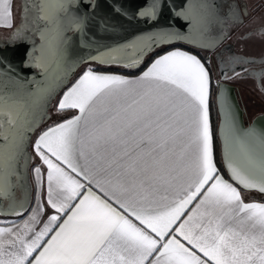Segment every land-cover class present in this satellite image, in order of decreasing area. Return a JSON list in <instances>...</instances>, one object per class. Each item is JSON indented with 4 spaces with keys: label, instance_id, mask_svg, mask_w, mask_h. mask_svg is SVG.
I'll list each match as a JSON object with an SVG mask.
<instances>
[{
    "label": "snow or ice",
    "instance_id": "obj_1",
    "mask_svg": "<svg viewBox=\"0 0 264 264\" xmlns=\"http://www.w3.org/2000/svg\"><path fill=\"white\" fill-rule=\"evenodd\" d=\"M83 2L96 7L95 0ZM80 7L81 0H25L23 18L35 13L37 44L16 25L13 0H0V28L13 29V42L31 43L25 67L40 75L24 82L0 73V199L13 200L0 214L26 211L13 199V177L19 180L20 159L27 161L37 111L68 75V33L82 37L88 20ZM209 8L202 0L174 11L187 34L141 33L87 59L134 67L172 39L212 48L227 34L207 35L214 24L224 26ZM160 9L152 0L136 15L154 21ZM228 16L235 19L232 6ZM101 28L109 30L103 22ZM209 101V72L188 51L159 55L134 78L86 68L56 105L58 113L75 114L31 145L46 167V202L54 212L41 221L45 206L38 203L20 223L0 222V264H264V203L245 202L241 193H264V131L239 127L223 100L226 178L215 159ZM33 172L39 185L41 166Z\"/></svg>",
    "mask_w": 264,
    "mask_h": 264
},
{
    "label": "water",
    "instance_id": "obj_2",
    "mask_svg": "<svg viewBox=\"0 0 264 264\" xmlns=\"http://www.w3.org/2000/svg\"><path fill=\"white\" fill-rule=\"evenodd\" d=\"M152 0H95L96 7L93 9L89 5L85 4L81 0V7L77 9L80 14H87L88 20L83 36L80 34H74L69 32L68 35L72 37L68 46V62L64 66L65 71L68 73L62 85L57 88L54 95L48 100L46 105L42 106L36 113V121L33 125V130L27 133L29 140L26 148L27 161L21 158L18 164L17 172L19 180L13 177V181L18 183V187L14 190V201L18 206L23 203L24 209L27 208L30 201V184L28 180V165L31 158L29 151V144L31 136L34 130L49 117L48 109L50 107L52 99L57 93L68 83L69 79L73 76L75 70L86 63H95L103 66H119L125 69H134L140 65L144 57L152 52L157 47L163 45H169L173 43H181L186 45H192L185 40L172 39L169 43H163L154 47L150 52L144 55L140 62L134 67H124L119 64H99L95 61H89L87 58L90 55H96L97 48L101 46H111L116 43H122L125 40L141 33H150L158 31L160 29L179 31L182 34H187L188 29L186 22L174 15V11H179L185 4L191 2L195 5H199L202 0H159L161 9L158 13V18L154 21H148L137 17L136 13ZM210 5V12H217L216 0H207ZM214 6V7H212ZM23 0H21V15L19 26H26L29 29L30 34L33 35V31L36 28L34 23L35 13L29 11L27 18H23ZM218 13V12H217ZM108 26L107 31L101 28V23ZM31 24V27L29 25ZM13 29L8 34V39H12ZM31 39H35L36 43H39L37 37L29 36ZM7 40V39H6ZM83 41V46H82ZM194 46V45H193ZM197 47V46H195ZM31 48V43L28 40H19L2 43L0 41V73L10 75L27 82L28 78H34L39 80V70L33 67H25V61L28 60V50ZM202 48V47H198ZM79 63H74L78 62ZM224 99H227L228 103L232 107V111L236 117L239 127L247 129L249 127H255L258 131H264V114L257 115L251 119V121L243 125L241 110L239 109L232 86L223 83L221 81L216 83V90L214 94V102L217 113V125L216 136L219 142V152L222 166L227 174L226 168L223 162V139L221 135V104ZM245 190V189H243ZM255 191L257 190H246ZM264 196V193H260ZM13 203L10 199H0V212L7 213L9 206ZM17 210H20L17 207ZM0 216L15 217L13 215L0 214Z\"/></svg>",
    "mask_w": 264,
    "mask_h": 264
},
{
    "label": "flooded vegetation",
    "instance_id": "obj_3",
    "mask_svg": "<svg viewBox=\"0 0 264 264\" xmlns=\"http://www.w3.org/2000/svg\"><path fill=\"white\" fill-rule=\"evenodd\" d=\"M216 2L217 12L220 17L224 18V26L221 28L219 24H214L207 35L213 37L224 31L227 34L226 38L212 48L188 46L206 58L208 66L215 71V83L221 81L232 86L237 105L241 110L243 125H246L253 117L264 114V86L261 81L264 77V47L260 46L261 48L259 47V50L252 54L243 48L249 36L264 31L263 25L259 26L255 22L258 16L264 17V0H216ZM24 3L25 0H23V5ZM230 6L233 7L235 19L228 16ZM236 13L238 16L235 15ZM19 22L20 19L16 25H19ZM11 30H8V34ZM8 34L0 36L2 43L12 42V39H8ZM25 35L33 36L29 29ZM235 57L241 58V62L237 63L235 59H230ZM241 77L252 81L251 90L254 93H261L263 98H255L247 87L243 86L240 89L231 82L232 79Z\"/></svg>",
    "mask_w": 264,
    "mask_h": 264
},
{
    "label": "trees",
    "instance_id": "obj_4",
    "mask_svg": "<svg viewBox=\"0 0 264 264\" xmlns=\"http://www.w3.org/2000/svg\"><path fill=\"white\" fill-rule=\"evenodd\" d=\"M174 47H178L181 48L185 51H188L196 56H198V58L201 59L202 63L205 64V67L207 68L208 72H209V76H210V101H209V116H210V123H211V127H212V131H213V137H214V150H215V159H216V163L217 166L220 168V171L222 174L225 175V177L227 178L226 172L222 166L221 163V159H220V152H219V142L216 136V125H217V113H216V108H215V102H214V94H215V90H216V74L214 69L210 68L208 66V63L206 61V58L198 51L193 50L192 48H190L188 45L186 44H181V43H173V44H169V45H163L160 47H157L156 49H154L152 52H150L148 55H146L143 59V61L140 63V65L134 69H125L119 66H103V65H98L95 63H90V67L93 68L94 70L97 71H109V72H116V73H120L123 75H127V76H134L139 74L147 65L148 63L157 55L171 49ZM87 64H82L81 66H79L77 68V70L75 71V73L73 74V76L69 79L68 83L57 93V95L52 99L50 107L48 109V112L51 108V105H53V110L55 108V104L56 101L59 97V95L61 94V92L68 87L73 80L82 72L83 68L86 66ZM50 113V112H49ZM72 115L71 111L66 110L65 112H62L59 117L54 118L53 114L52 117H48L51 118L50 121H48V119H46L44 122H42L33 132L31 139H30V145H31V141L33 140V137L35 136V134L40 131L41 129H44L45 127H49L57 122H60L63 119L69 118ZM48 121V122H47ZM242 191H245L243 189H241ZM251 193H256L255 191H250ZM249 199L251 200H257V201H261L264 202V196L263 195H258V194H251L249 196ZM27 211V209H26ZM26 211H24V214L26 213ZM22 216H15V217H11L14 218L15 220L20 219Z\"/></svg>",
    "mask_w": 264,
    "mask_h": 264
},
{
    "label": "crops",
    "instance_id": "obj_5",
    "mask_svg": "<svg viewBox=\"0 0 264 264\" xmlns=\"http://www.w3.org/2000/svg\"><path fill=\"white\" fill-rule=\"evenodd\" d=\"M14 1V0H13ZM8 31L9 29L8 28H0V31ZM175 49H180V50H183L181 48H178V47H174V48H171L159 55H163L164 53L168 52V51H171V50H175ZM185 51V50H184ZM159 55H157L156 57H158ZM154 57L149 63L148 65L137 75H134V76H127V75H123V74H120V73H116V72H109V71H97V72H101V73H107V74H116V75H123L125 77H128V78H134V77H137L139 76L144 70H146V68L151 64V62L156 58ZM90 67L89 65L85 66L82 70V72L73 80L72 83L75 82L76 79L79 78V76L83 73V71ZM71 83V84H72ZM71 84L68 86L70 87ZM66 87L62 92L61 94L59 95L57 101H56V104H55V108L54 110L52 111V114L54 116V118H57L59 117V115L61 113H58L56 111V105L58 104V101L60 99V97L63 95V92L67 90ZM71 111L72 115L75 114V110H69ZM71 117V116H70ZM69 117V118H70ZM58 123V122H57ZM52 126V125H51ZM50 127V126H49ZM48 127H45L44 129H41L40 131H38L35 136L33 137V140H32V143H34L35 139L37 138V136L44 130H46ZM32 145V144H31ZM30 154H31V158H30V161H29V165H28V180H29V184H30V201H29V204L27 206V211L26 213L20 218V219H17L15 220L14 218H11L9 216H0V222H6V221H14L16 223H20L23 219H26L28 214L32 211V208L35 207L38 203L39 204H43L45 206V214L41 217V221H44L47 219V216L48 215H51L53 214L54 210H52L51 208H48L47 207V202H46V198H47V178H46V167L45 166H42L41 165V162L39 161V159L37 157H35V154L33 152V149L31 147L30 149ZM36 166H41V174H42V182L38 185L37 182H36V179H35V173L33 172V168L36 167ZM241 193H242V197L243 199L245 200V202H261V201H257V200H251L249 199V196L251 194H258L260 195V193L256 192V193H251L250 191H242L241 190ZM262 195V194H261ZM264 203V202H262ZM42 223L37 225V228L39 227H42Z\"/></svg>",
    "mask_w": 264,
    "mask_h": 264
},
{
    "label": "rangeland",
    "instance_id": "obj_6",
    "mask_svg": "<svg viewBox=\"0 0 264 264\" xmlns=\"http://www.w3.org/2000/svg\"><path fill=\"white\" fill-rule=\"evenodd\" d=\"M13 14H14V17H15V23H17V21L20 19V15H21V0H14L13 1ZM256 24L258 23L259 26L263 25L264 27V17H261V16H258L256 18ZM8 34V31H0V36H3V35H6ZM264 47V31H259V32H256L255 34H253L251 37L249 36L247 38V40L245 41V44L243 45V48L245 49L246 52L248 53H253V52H256L257 50H259V47ZM260 47V48H261ZM87 65H89L90 63H86ZM86 65V66H87ZM90 66V65H89ZM262 85L264 86V77L262 78ZM231 82L235 85V86H238L240 89L245 86L247 87L251 94L255 97V98H258V99H261L263 98V96L261 95V93H254L252 90H251V87L253 85V82L250 81L248 78H244V77H241V78H234L231 80ZM264 99V98H263ZM52 111H53V105H51V108L49 110V117H52ZM53 118V117H52ZM51 118L48 119V121H50ZM47 121V122H48ZM31 144H32V141H31ZM29 148L31 149V145L29 144Z\"/></svg>",
    "mask_w": 264,
    "mask_h": 264
}]
</instances>
